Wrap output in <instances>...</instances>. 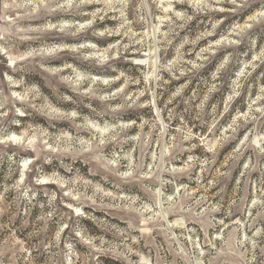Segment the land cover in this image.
<instances>
[{
	"label": "rangeland",
	"instance_id": "rangeland-1",
	"mask_svg": "<svg viewBox=\"0 0 264 264\" xmlns=\"http://www.w3.org/2000/svg\"><path fill=\"white\" fill-rule=\"evenodd\" d=\"M0 264H264V0H0Z\"/></svg>",
	"mask_w": 264,
	"mask_h": 264
}]
</instances>
